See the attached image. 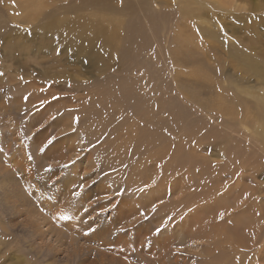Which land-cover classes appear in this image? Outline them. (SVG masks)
Here are the masks:
<instances>
[{"label": "rangeland", "instance_id": "1", "mask_svg": "<svg viewBox=\"0 0 264 264\" xmlns=\"http://www.w3.org/2000/svg\"><path fill=\"white\" fill-rule=\"evenodd\" d=\"M15 1L22 9L33 4V0H0V264H212L213 255L204 252L209 242L192 237L200 226L186 200L188 195L197 197L198 189L184 175L191 167L180 159L186 155L196 164H218L212 178L221 174L227 191L237 189L234 163L239 162L238 168L244 161L256 167L252 172L246 169L238 189L257 205H249L247 195L236 199L237 192H223L224 203L237 201L227 219L234 215L231 221L238 233L241 230L239 234L247 237L243 213L250 206H264V0H225L211 9L205 5L201 12L194 9L212 29L197 32L187 26L185 36L188 32L193 41L181 40L183 47L174 40L182 0H166L171 8L157 7L166 11L156 16L155 32H144L142 45L135 32L124 35L126 30H116L130 17L115 11L125 3L128 12L139 13L143 2L154 6L163 1L102 0L92 13H97L93 16L104 34L89 53L78 52L69 38L61 44L55 37L44 40V32L34 27L45 12L34 17L28 10L20 11L23 17L37 19L33 24L23 23L20 16L13 19ZM83 12L94 18L90 11ZM180 19L187 23L188 15ZM101 44L105 54L97 53ZM180 58L192 63L187 66ZM253 66L261 67V72ZM179 67L204 71L205 77L177 75ZM185 89L194 91L195 98ZM222 90L237 103L222 99ZM198 100L208 103L203 107ZM220 104L233 115H223L217 109ZM135 109L141 114L154 112L150 122L158 123H147L146 128L155 126L164 137L170 133L182 146L169 185L142 186V179L155 177L162 164L147 155V147L123 139V132L135 134ZM162 187L166 190L162 198L150 206L140 203L162 193ZM175 203L177 215L157 226L154 217L168 211L160 209L157 215L154 206ZM215 211L217 207L209 215ZM181 234L188 236L183 246L177 245ZM217 253L233 261L242 259L230 249ZM255 253L256 249L250 254Z\"/></svg>", "mask_w": 264, "mask_h": 264}, {"label": "bare ground", "instance_id": "2", "mask_svg": "<svg viewBox=\"0 0 264 264\" xmlns=\"http://www.w3.org/2000/svg\"><path fill=\"white\" fill-rule=\"evenodd\" d=\"M52 1H56V2H53L52 4H49V2L47 0H33V2H32L33 4L31 5L32 8L30 6L29 10L25 9V8L22 9L21 8L22 5H20L21 3L19 4L17 1H15L14 5H13V10H14L13 14H15L13 19L16 20V18L20 16V18H21L23 23L33 24L34 22L37 21V19H35L34 17L42 15V13L45 12V13H43L45 15V18L41 19V20H44V21L40 20L39 22L36 23V26L34 27V30H36V31L40 30V31L44 32V35H43V39L44 40H47L49 37H51V38L55 37V38H58V40H59V42L61 44V42H62V40L64 38H69L70 39V40L68 39L69 43H76L77 44L78 47L75 48V49L78 52H80V53H85V52L89 53L91 51L90 47L98 45L99 44V40L101 39V37L104 34V31H103L102 27L97 24V21H96L97 18H95L93 16L94 14H97V13H92V11H94V6L100 5L102 0H81L80 2H77V0H52ZM162 1H163L162 3H158L157 1H155L153 3L155 7L152 6V5L147 4L146 2H143L141 4V7L144 8V10L140 11L139 13L128 12L127 11L128 4L122 3L121 7H118L115 12H119L124 17H126V15H128V17H130V18L129 19L125 18L124 23H123V27L121 26L120 28H118L116 30H126L124 32V35H127V34L135 32L137 35H139L140 43L142 45V40H143L142 36H143L144 32H146V30H147V33L148 32H155L158 29V25H157V22H156L155 19H157L158 15L160 17V15H161L160 12L166 11L164 8H161L160 10H158L157 7L158 6H160V7L161 6H166L167 8H171V6H172L170 2H168L166 0H162ZM182 2H183V6L180 7L178 12L180 13L181 17H185V15H188V21L186 23L184 20L180 19L181 17L178 16L179 17L178 20H180L179 26H178V22L176 20L174 22V25L178 26L177 33L175 32V34H174V38H175L174 40H175V43L176 44H180L181 47L184 46V43H182L181 40L183 42H185V39L188 40V41H193L191 36L188 37V32H187V35L185 36L187 26H191L192 27L191 30H197V32L198 31L204 32L207 29L210 31L212 29L211 26L208 25L209 24L208 21L199 20L201 18L200 14H202V13L198 14L196 11H194V9H199V11L201 12L200 9H202L205 5H208L207 6L208 9H211L214 4H216V3H224L225 0H182ZM202 3H205V4L202 5ZM45 8H46V10H45ZM173 8H175V5L173 6ZM60 9H64V12L62 14H60V11H59ZM27 10L34 17H31L29 15L27 17H23V14L20 15V11L24 12V11H27ZM134 10H136V8ZM175 10H176V8H175ZM83 11H90V16H93L94 18L89 17V15H87ZM80 12H81V14H80ZM166 14H167V12H166ZM205 14L207 15V13H205ZM134 18H136L137 24H135V26L133 27ZM194 19H196V20L194 21ZM106 20H108V19H106ZM142 22L146 23V25L144 23H142ZM78 27L83 29V31L81 32V31L77 30ZM105 30L107 31L106 27H105ZM11 31H13V30H11ZM189 32H191V31L189 30ZM84 35L86 36V42L85 43L82 42V38H83ZM12 40H13V38H12ZM177 40H180V41H177ZM82 43H83L84 46H79ZM129 43H132V41L129 42ZM76 44H75V47H76ZM68 48H72V47H68ZM104 48H105V45L101 44L97 53L105 54L103 51L100 50V49H104ZM248 58H250V57H248ZM99 61H100V58L97 59V62H99ZM183 61L184 60H182L180 58V63H182ZM195 61L196 60H194V62ZM176 62L178 63L177 60H176ZM184 62L188 66V64L192 63V60L188 59V60H185ZM187 66H186V68H187ZM253 68L258 69L257 73L261 72V70H260L261 67L257 68L256 66H253ZM129 70H127V71H129ZM189 71L179 67V68L176 69L175 72L177 73V75H178V72H181V74H182V72H188L190 74V76L205 77V75H203L204 71L203 72L200 71V70H196V71L191 70L190 72ZM79 72H80V69H79ZM261 75L263 76L264 72L261 73ZM71 80L73 81V78H71ZM79 86H80V84H79ZM132 86H134V85H132ZM183 87H182V89H183ZM185 90L190 93V97L192 96L191 97L192 99L195 98L194 97L195 96V92L194 91H189L188 89H185ZM219 94L222 97V99H224L225 101H229L230 100V102H232V100L234 99V97L230 96L229 92L226 91V90L220 91ZM204 100H206V99H204ZM234 100H235V103H237L238 100L236 98ZM198 101H201V100H198ZM202 102H205V101H201V103H200L203 107L205 105H207V103H208L207 101H206L207 103L206 102L202 103ZM213 105L214 104H212V106ZM223 106L220 104V106H218L217 109L219 111L223 112V115H233V114H231L232 111H228V108H226L228 106H225L224 104H223ZM212 108L215 109L214 106ZM145 110H142V111H145ZM139 111L140 110H138V109L137 110L135 109V111L133 110L134 117L132 118V120H135L137 122L136 123L137 127L136 126H135L136 128L133 127V128H135V134L127 136V133L123 132V135H124L123 139H125L124 140L125 142L134 141L135 143H137L141 147H147L146 148L147 149V155L149 157H151V159L153 158L158 163L162 164V167H161L162 171L159 174H157L156 176L153 174V176H155V177H153L151 179L149 177H146V178H143V179L141 178L142 181H143V182H141L142 186H145V185L156 186V185H165V184L169 185L168 180L169 179H173L172 176H170V175H172V173L177 169L176 165L173 164V162H175L177 157L180 156V154L177 152V150L179 148L182 149V146L180 144L178 145L177 143H175L174 137L172 136V134L166 133L165 134L166 136L164 137L163 133L161 132V129H159V128L155 127V126L148 127L149 129L146 128L147 127V123H154V121L150 122L151 120H154L153 119L154 117L151 115V114H154V112H152V111L150 112L149 111L150 113L146 112L145 114H141L140 113L141 111L140 112ZM147 114H150V115H147ZM155 114H157V112ZM238 114H240V113H238ZM124 116H125V114H124ZM244 116H246V115H244ZM125 118H126V116L124 117V120H125ZM121 122H123V121H121ZM126 122H127V120H126ZM259 122H260V120H259ZM254 123H255V127L259 126L258 123H256V121H254ZM261 124L263 125V127H262L263 130H262V133H261V136H262L261 138L262 139L261 138L260 139L264 143V135H263L264 134V123H261ZM155 125H157V124H155ZM244 125L248 126L247 123H245ZM159 127H161V126L159 125ZM165 127H166V125H165ZM172 129H173L174 132L176 131L173 126H172ZM246 129H248L247 130L248 132L250 130L252 132L251 128L245 126V130ZM259 130H260V128H259ZM253 131L255 132V130H253ZM254 134L256 135V133H254ZM257 134H258V132H257ZM228 154L229 153H227V156H228ZM192 158L193 157L191 155H186L185 157L180 156V159L182 161H187L188 163H191V167L185 172L184 175L187 176L188 178H191L193 180V182L191 183V187H196L198 189L197 197H192L191 196L192 199H193V202H192V199H191L190 195L187 196V200H186V202L188 203V207L191 208V213L194 214L196 217L198 215V220L196 219L195 222L200 226V230L197 233H195L194 235H192V237H198L200 239L205 238L207 240V242H209V246L205 249L204 252H205V254L208 257H211L213 255L212 264H221V261L223 262L222 264H229V262L231 263V262H234V261H236V263L238 262L239 264H241V263L242 264H258L257 263L258 260H261V261L264 262V222H263L264 221V206H262L261 204H260V206L258 205L257 207H255V206L251 207L250 206V207L247 208V212L243 213V216H242L243 225L246 224L247 227H248V231H249V235L247 237H245V236H242V235L239 234L240 231H241L240 229H239L240 231L238 233V228L235 226L236 223L231 221V220H234L235 216L234 215L232 216V214H230L229 216H230L231 220L229 221L227 219V215L230 212L231 213L233 212L232 209H234L233 207H234V205L236 204L237 201L230 202L229 204L228 203H224V201H223V197H224V193L223 192L224 191L227 192V195H230L231 193H235L236 194V192H237L238 195L235 196L236 199H239L238 197H241L243 195H247L246 196L247 197V201L250 202L249 205H251V203L252 204H256V205L258 204L256 202L257 200L256 201L253 200L252 197L249 196L248 193H246L245 191H242V192L239 193L240 190L238 189L240 187L239 183L241 181H243L242 180L243 179V174H244V172H246V169L249 170V171H251L250 169H252V171H255L256 167L255 166H251V165H250L251 167H249L248 166L249 164H243L245 162L243 160L244 162H241V164H240V166L238 168L239 162H238V164L233 162L234 163V169H235L234 173L235 174L232 173V175L236 176V178H235V183L236 184L235 185L237 186V189L233 188V189H230L229 191H227L226 189H227L228 185L223 183V176L221 174L218 175V176H215L214 178H212L213 177L212 173L215 171V169L218 170V168H217L218 164H213V163L209 164L207 161H204L202 164L197 162V164H196L194 161H192L193 160ZM202 165H203V167H201ZM152 167H153V165H152ZM238 169H240V171H241L240 174H238V172H239ZM253 174H255V172H253ZM141 175H142V173H141ZM166 177H168V178H166ZM233 183H234V181H233ZM246 187H247V185H246ZM246 187H245V189H247ZM164 188L165 187H162L163 190L160 191L162 193H160L158 195H152V196H150V198H149V196L148 197L146 196L145 198L148 199V202H147V199H146V200L141 201L140 203L143 206L152 205V203L156 199L162 198L164 196V194L166 195V190ZM188 188H190V187H188ZM202 189H204V190H202ZM254 193H258V192H254ZM255 196H258V195H255ZM258 197L260 198V196H258ZM196 199H197V201H196ZM198 200H200L199 201V203H200L199 205H197ZM233 200H235V199H233ZM195 201L197 203H194ZM202 202L205 203L206 205L205 206H201ZM258 202H261V201H258ZM174 205H176V203L172 204V207H170V205H167V204H165L163 206H159V205L156 206V207L154 206L155 210L158 209L156 211L157 215L159 214L158 212H159L160 209H163L164 211H168L165 215L159 214L156 217L157 219L153 216L154 220H155L154 222L156 223L157 226L166 224L168 222V220L170 222L171 219L173 217H175V215H177L178 212L177 211L174 212V210H176V208H174L175 207ZM228 205H230V206H228ZM235 206H237V205H235ZM50 207H52V206H50ZM216 207L218 208V211H215L213 213V215H209L211 210L215 209ZM243 207L244 206H242L241 208H243ZM152 208H153V206H152ZM130 212H132V210H130ZM130 212H128V215H131ZM156 212H154L152 214H155ZM133 213H134V210H133ZM152 214L149 213L150 217H152ZM169 217H171V219H169ZM247 227H246V229H247ZM186 236H183V234L179 235V237H182V238L178 241L179 243L177 245H182L185 242H187L186 241V239H187ZM190 238H191V236H190ZM226 249L233 250L234 253H240L242 259H240V257H239L240 255H239L238 256L239 257L238 260L234 259V261H233V260L230 259V256H226V254L225 255H219L217 253L218 250L222 251V250H226ZM254 249H256V253L255 254H250V253L254 252ZM245 254L247 256L250 255L251 259L246 260L247 258L245 259V256H244ZM126 256H127V254H126ZM184 256H186V255H184ZM224 257L228 258V259H226L227 261L224 260ZM231 257H233V256H231ZM185 259H186V257H185ZM181 260H183V259H181ZM174 262H178V261H174ZM179 263H181V261Z\"/></svg>", "mask_w": 264, "mask_h": 264}, {"label": "snow or ice", "instance_id": "3", "mask_svg": "<svg viewBox=\"0 0 264 264\" xmlns=\"http://www.w3.org/2000/svg\"><path fill=\"white\" fill-rule=\"evenodd\" d=\"M78 119V118H77ZM55 138L53 137L52 139H50L49 141H48V143L49 144H51L52 143V140H54ZM43 150V149H42ZM72 163H74V161H72ZM69 165H63V167H68ZM51 170V168H49V169H46V171H50ZM154 183V182H153ZM83 187V185H81V188ZM147 187H150L149 185H146L145 186V188H147ZM140 191H144V189H140ZM122 193H117V195H121ZM74 195H78V193H74ZM153 211H155V208H153ZM140 215L141 216H144V213L143 212H141L140 213ZM135 218V217H134ZM145 218H147V217H145ZM169 219H171V217H169ZM121 231H124V229H121ZM161 231V229L160 228H157L156 229V232L157 233H159Z\"/></svg>", "mask_w": 264, "mask_h": 264}]
</instances>
